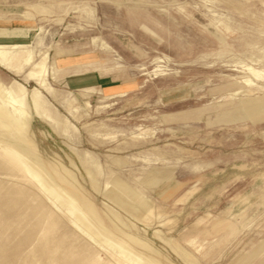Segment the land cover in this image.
Instances as JSON below:
<instances>
[{
	"label": "rangeland",
	"instance_id": "1",
	"mask_svg": "<svg viewBox=\"0 0 264 264\" xmlns=\"http://www.w3.org/2000/svg\"><path fill=\"white\" fill-rule=\"evenodd\" d=\"M53 1L0 0V264H264V0Z\"/></svg>",
	"mask_w": 264,
	"mask_h": 264
},
{
	"label": "bare ground",
	"instance_id": "2",
	"mask_svg": "<svg viewBox=\"0 0 264 264\" xmlns=\"http://www.w3.org/2000/svg\"><path fill=\"white\" fill-rule=\"evenodd\" d=\"M41 7V6H40ZM228 29V28H226ZM248 91L250 92L251 90L248 89ZM0 99L2 101H4L5 106L1 107L0 106V127H5L6 129L10 130L11 133L13 131H21L23 129V126L25 124L26 121V114H23L19 117V116H14L11 113H9V111L7 110V107H10L11 104L13 103L14 100V92L11 91L10 88L6 89V88H2L0 86ZM39 117V116H38ZM45 120V119H44ZM47 120V119H46ZM56 123V122H55ZM53 125V124H52ZM56 126V124L54 125ZM57 131V129H55ZM24 131V130H23ZM9 133V134H11ZM13 134V133H12ZM12 142V141H11ZM7 151H10V149H7ZM14 156L17 158H20V156L18 154H16L15 152H13ZM24 161V160H23ZM42 173V172H41ZM52 189V188H51ZM53 191H55V188H53ZM56 195H58L60 198L64 197V195H62V193H57ZM66 197V196H65ZM65 199V198H64ZM69 204L74 207L77 208L76 202L73 199H69L68 200ZM76 210V209H75ZM77 212V211H76ZM78 213V212H77ZM80 215V214H79ZM82 216V215H81ZM123 250V249H122ZM123 254H126V256L130 255L129 252L123 250L122 251ZM134 260H136L135 258H133ZM138 259V264H145L143 261H141V258L137 257ZM133 262V261H132Z\"/></svg>",
	"mask_w": 264,
	"mask_h": 264
},
{
	"label": "crops",
	"instance_id": "3",
	"mask_svg": "<svg viewBox=\"0 0 264 264\" xmlns=\"http://www.w3.org/2000/svg\"><path fill=\"white\" fill-rule=\"evenodd\" d=\"M46 1H47V3H45V4L38 3V2H32L31 7L34 10H37V12H40V13L51 12L52 10H56L58 8L57 4L53 3L54 2L53 0H46ZM78 72H79V70L74 71L73 74H77ZM91 90L92 89H81L79 91H81V92H90ZM99 93H101V90H99ZM118 95H121V94L118 93ZM118 95H111L109 97H114V96H118ZM245 104L247 106H251L252 108H254L257 111V113H261V112L264 113V98L260 99V100L256 99L255 101H248ZM230 113H232L234 116L238 115L239 118H240L241 110L238 108L237 105L233 106L232 108L229 107L228 109H224L223 111H221L219 113L220 121L226 122V118L228 117V115ZM255 118H257V116H252L249 119H255Z\"/></svg>",
	"mask_w": 264,
	"mask_h": 264
}]
</instances>
